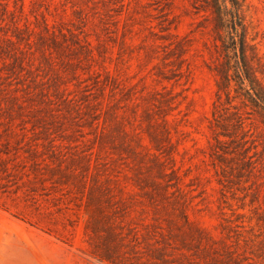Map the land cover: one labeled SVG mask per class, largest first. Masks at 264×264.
<instances>
[{"label":"rangeland","instance_id":"374dc122","mask_svg":"<svg viewBox=\"0 0 264 264\" xmlns=\"http://www.w3.org/2000/svg\"><path fill=\"white\" fill-rule=\"evenodd\" d=\"M214 2L0 0V264H264V0Z\"/></svg>","mask_w":264,"mask_h":264},{"label":"trees","instance_id":"16d2710c","mask_svg":"<svg viewBox=\"0 0 264 264\" xmlns=\"http://www.w3.org/2000/svg\"><path fill=\"white\" fill-rule=\"evenodd\" d=\"M214 1H215L214 3H215V8H216V13H217L218 20H219L220 23H222L224 20H226V15H227V12H228L226 0H222L223 3H220L219 0H214ZM234 26H235V24H234ZM241 49L243 50V47H241ZM257 99L258 100L254 99V101L256 103L264 102V99L261 96H258Z\"/></svg>","mask_w":264,"mask_h":264}]
</instances>
